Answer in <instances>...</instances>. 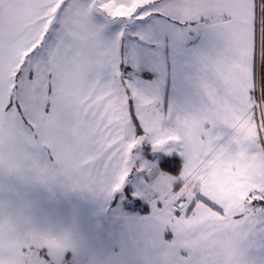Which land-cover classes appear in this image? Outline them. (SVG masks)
<instances>
[{
    "label": "snow or ice",
    "instance_id": "snow-or-ice-1",
    "mask_svg": "<svg viewBox=\"0 0 264 264\" xmlns=\"http://www.w3.org/2000/svg\"><path fill=\"white\" fill-rule=\"evenodd\" d=\"M0 179L126 200L134 264H264V0H0ZM26 219L0 264H73Z\"/></svg>",
    "mask_w": 264,
    "mask_h": 264
},
{
    "label": "crops",
    "instance_id": "crops-1",
    "mask_svg": "<svg viewBox=\"0 0 264 264\" xmlns=\"http://www.w3.org/2000/svg\"><path fill=\"white\" fill-rule=\"evenodd\" d=\"M2 189L0 203L12 202L23 207L26 215L31 219H26L22 223L21 230L36 228L50 231L54 235L76 234L78 241H82L83 245L77 242L74 249L82 251L81 255L84 254L89 242L94 241L93 236L101 230L108 215L107 210L115 205V203H105L87 193L68 192L58 188L48 189L38 185H21L7 179L2 180ZM142 215L143 213L132 210V219ZM68 246L72 247V245ZM5 251H8L7 241ZM15 251L18 256L17 264H25L27 258L19 263L21 255L24 254L19 245L16 246Z\"/></svg>",
    "mask_w": 264,
    "mask_h": 264
},
{
    "label": "rangeland",
    "instance_id": "rangeland-1",
    "mask_svg": "<svg viewBox=\"0 0 264 264\" xmlns=\"http://www.w3.org/2000/svg\"><path fill=\"white\" fill-rule=\"evenodd\" d=\"M2 180L0 179V194L3 192ZM126 203V200L120 201L107 210L108 215L106 220L104 219L101 230L96 236L94 235L95 237L93 236L94 241L89 242L88 247L84 249V254L81 255L82 251L74 249L73 264H81L79 258L81 256L86 257L83 264H134L135 255L128 225V221L132 220V209L125 207ZM55 235L70 237L67 244L73 247L77 242L83 245L82 241H78L76 234L57 233ZM21 258L19 263L25 261L27 254L24 252Z\"/></svg>",
    "mask_w": 264,
    "mask_h": 264
}]
</instances>
